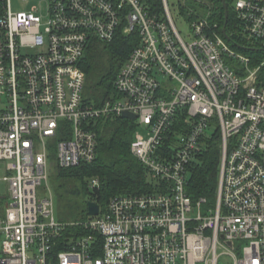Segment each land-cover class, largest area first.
Listing matches in <instances>:
<instances>
[{
	"label": "built area",
	"instance_id": "2783aa9c",
	"mask_svg": "<svg viewBox=\"0 0 264 264\" xmlns=\"http://www.w3.org/2000/svg\"><path fill=\"white\" fill-rule=\"evenodd\" d=\"M234 11L254 58L232 50L209 12L179 11L184 38L168 0L158 10L151 0H41L16 11L0 0V264H264V0H234ZM120 32L139 43L114 93L89 103L84 52ZM124 111L143 129L130 150L150 190L114 195L86 220L57 221L52 198L37 191L48 143L62 169L90 163L95 124ZM217 132L216 202L203 209L206 198L187 193L189 166ZM69 224L91 232L62 240Z\"/></svg>",
	"mask_w": 264,
	"mask_h": 264
},
{
	"label": "trees",
	"instance_id": "16d2710c",
	"mask_svg": "<svg viewBox=\"0 0 264 264\" xmlns=\"http://www.w3.org/2000/svg\"><path fill=\"white\" fill-rule=\"evenodd\" d=\"M225 1L228 6L226 23L228 44L235 48L237 45H245L244 39L238 33L234 0ZM151 3L154 9H160V0H151ZM178 9L182 14H185L188 9H192L195 15L209 12L211 20L217 21L221 28L224 26L225 11L220 0H180ZM137 43H139L138 35L135 32L117 33L108 43L98 40H92L89 43L80 62L85 72L83 90L85 101L100 105L104 99L114 93L116 75ZM242 50L253 58L257 56L254 54L257 50ZM228 63L233 66L234 61L228 60ZM137 125L136 120L124 116L97 121L94 126L97 132L95 159L90 163H80L63 169L57 166L56 186L59 196L64 198L66 195V202L70 204L75 196L83 192L87 202L96 201L101 209H104L110 197L114 195L127 193L134 195L149 191L151 181L148 178L147 168L132 155L130 150ZM220 145L221 137L217 132L214 136L207 138L201 152L189 166L187 193L193 201L200 197L206 198L203 209L214 206L216 202ZM92 177L98 179L99 186L94 188L88 186V181ZM90 232L84 227L69 224L63 232L62 240L66 241L68 237L75 238ZM96 236L99 237V235Z\"/></svg>",
	"mask_w": 264,
	"mask_h": 264
},
{
	"label": "rangeland",
	"instance_id": "374dc122",
	"mask_svg": "<svg viewBox=\"0 0 264 264\" xmlns=\"http://www.w3.org/2000/svg\"><path fill=\"white\" fill-rule=\"evenodd\" d=\"M11 6L14 11L19 9H28L32 5H38L41 0H10ZM178 1L179 0H168L169 7L171 10V14L174 18L175 25L181 35L186 38L189 30L188 22L186 18L180 14L178 9ZM232 50L236 52H241L243 54H247L244 50L231 47ZM254 54H256L254 52ZM252 54V55H254ZM96 93V92H94ZM137 121V120H136ZM136 130L140 133H143L142 126L137 125ZM49 154H48V167H47V179L42 182L41 185L37 186L38 196L39 197H51L53 201L52 205V215L57 221L61 222H71L77 219L86 220L88 218L87 214V201L86 196L82 192L78 196H75L70 204H68L66 195L63 197L59 196V192L57 191V160H56V146L49 142ZM4 175V165L0 162V215L4 213V203L7 200V184L4 180H2V176ZM86 216H85V215ZM82 215L84 216L82 218ZM220 264H227V261L224 258L219 259Z\"/></svg>",
	"mask_w": 264,
	"mask_h": 264
},
{
	"label": "water",
	"instance_id": "95a60500",
	"mask_svg": "<svg viewBox=\"0 0 264 264\" xmlns=\"http://www.w3.org/2000/svg\"><path fill=\"white\" fill-rule=\"evenodd\" d=\"M221 3H222V6H223V9H224V26H222V33L225 37V39L229 40V36L227 34V31H226V23H227V19H228V6H227V2L225 0H220ZM238 48H241V49H248L244 46H241V45H237ZM122 115L126 118H129V119H135L136 118V114L134 113H130L128 111H124L122 113ZM99 212V204L96 202V201H93V200H89L87 202V213L88 215H96L98 214Z\"/></svg>",
	"mask_w": 264,
	"mask_h": 264
}]
</instances>
